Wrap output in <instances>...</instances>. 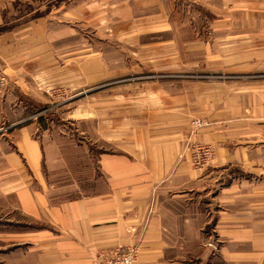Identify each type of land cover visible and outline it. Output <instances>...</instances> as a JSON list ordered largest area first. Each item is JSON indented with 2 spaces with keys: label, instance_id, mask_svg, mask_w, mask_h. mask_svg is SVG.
Wrapping results in <instances>:
<instances>
[{
  "label": "crops",
  "instance_id": "0c3cea01",
  "mask_svg": "<svg viewBox=\"0 0 264 264\" xmlns=\"http://www.w3.org/2000/svg\"><path fill=\"white\" fill-rule=\"evenodd\" d=\"M191 1L0 0V264H264V0ZM59 83L110 86L94 143L32 121Z\"/></svg>",
  "mask_w": 264,
  "mask_h": 264
},
{
  "label": "rangeland",
  "instance_id": "374dc122",
  "mask_svg": "<svg viewBox=\"0 0 264 264\" xmlns=\"http://www.w3.org/2000/svg\"><path fill=\"white\" fill-rule=\"evenodd\" d=\"M167 4L170 6L169 10L174 9V5L176 4L177 7L172 12V15L178 16V14H182L184 17H187L191 14V0H168ZM179 7H184V11ZM183 29V37L188 35L190 32V28L188 24H184L182 26ZM82 40H86L87 43L92 44V46L96 47H105V41L97 39L95 37L94 31H89L88 29H84L82 32ZM116 56L124 61V55H122V51L120 49H115ZM123 57V58H122ZM76 72H71V76L77 75L72 74ZM149 72H145L139 69H135L134 71L130 72H123V73H116L112 78L109 79H121L124 77H130L132 79H136L137 77H148ZM4 80L6 81L7 78L4 73L0 72V85L4 84ZM120 85V84H118ZM110 86H104L103 88L94 87L93 89H85L86 87L83 86H67L65 84L59 83L55 86H49L44 90L40 88L45 96H48V101L45 103H37L34 109V114L32 121L38 122L41 125L42 131L46 133V135L52 136L55 140H60V143H73V144H86L93 142L94 143V124H93V112L97 106L96 103L99 101V106L101 107L100 99L96 101V97L101 98L104 93ZM47 90V93H46ZM136 90L139 88L136 87ZM47 102V103H46ZM85 112L90 114L89 116L92 117L89 120H85ZM88 117V118H90ZM3 118V119H2ZM0 117V126L6 125L5 117ZM84 120L86 122H84ZM206 124V120L204 118H196L192 119L190 122L191 128L193 131H197L198 128L204 126ZM40 128V129H41ZM38 130V133L41 135L43 132ZM44 129V130H43ZM2 131V130H0ZM85 132V133H84ZM42 136V135H41ZM92 143V144H93ZM201 143V142H193L189 145L190 157H191V149L193 145ZM205 144V143H201ZM93 163V161H92ZM193 165V164H192ZM63 175L56 176L62 177ZM88 185L89 183L86 182L84 185ZM39 226L45 224V221L38 220L37 221ZM35 237V234L33 235ZM41 238V236H40ZM208 241L205 239L204 243L207 245ZM216 242V241H215ZM24 247V252H27L26 246ZM214 248V247H213ZM217 248V247H216ZM11 246H7V251L11 250ZM26 254V253H24ZM29 254V252H28Z\"/></svg>",
  "mask_w": 264,
  "mask_h": 264
},
{
  "label": "built area",
  "instance_id": "2783aa9c",
  "mask_svg": "<svg viewBox=\"0 0 264 264\" xmlns=\"http://www.w3.org/2000/svg\"><path fill=\"white\" fill-rule=\"evenodd\" d=\"M213 149L209 144L197 143L191 149V162L195 167H205L211 163ZM209 245L215 247L212 242ZM136 254L135 247H122L114 252V257L107 264H131ZM100 264V263H95Z\"/></svg>",
  "mask_w": 264,
  "mask_h": 264
}]
</instances>
